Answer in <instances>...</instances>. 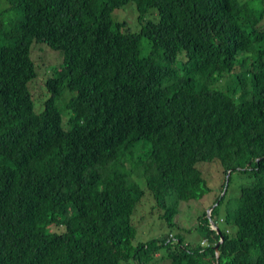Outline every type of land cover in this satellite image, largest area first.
Listing matches in <instances>:
<instances>
[{
  "label": "trees",
  "instance_id": "obj_1",
  "mask_svg": "<svg viewBox=\"0 0 264 264\" xmlns=\"http://www.w3.org/2000/svg\"><path fill=\"white\" fill-rule=\"evenodd\" d=\"M128 5L135 31L118 18L126 11L113 20ZM0 6V264H264V7ZM33 42L57 55L39 104L29 87L39 68ZM64 90L73 95L61 109ZM213 162L220 191L236 172L253 182L218 218L224 229L214 220L224 195L185 228L177 219L188 202L211 189L196 165ZM143 205L167 233L140 240L134 223Z\"/></svg>",
  "mask_w": 264,
  "mask_h": 264
},
{
  "label": "rangeland",
  "instance_id": "obj_2",
  "mask_svg": "<svg viewBox=\"0 0 264 264\" xmlns=\"http://www.w3.org/2000/svg\"><path fill=\"white\" fill-rule=\"evenodd\" d=\"M240 2L243 3H248L249 5H253L256 8H263L264 7V0H239ZM3 7L0 6V9ZM132 7L128 5L126 8L124 7L123 9L116 10L113 13V20L116 21L115 15L119 13L120 11H126L125 14L118 16L120 21H125L126 22V27L130 28L131 30L135 31L138 29L139 25L136 22V14L130 11ZM136 12V10H134ZM137 13V12H136ZM132 15V21H131V16ZM12 13H5L4 14V19L7 20L9 16H11ZM264 24V20L262 22ZM35 42L32 43L31 46H33ZM40 44H35L31 48V53L32 56L36 59V62L39 66L37 68L38 70V76L30 82V91L33 94V99L35 104H39V102H42V100L47 96V93L45 92L44 85L43 87L41 84L44 81V78L47 76V72L45 71L46 67L51 65L52 63H55V57L57 56L54 52H51L47 47H45L41 52L39 51ZM43 47V46H42ZM149 52L148 44H146L145 41H142L141 43V54L146 55ZM73 95L72 92L68 90H64L63 93L58 97L57 99V104L58 106L62 109V107L65 105L67 100ZM38 110L42 109L41 106H37ZM64 113L65 110H62V115L64 118ZM146 148H143V150ZM200 168V170L203 172L204 175H206L210 192L202 197L201 199L198 200H192L188 202V208L185 210V218H179L177 221H180V223L183 221V226L185 228L189 227V225L194 224V222L197 221V216H200L204 210L209 213V208L210 205L212 206V201L214 200L215 197L218 195L222 196L224 195V199L222 203L219 205V216H217L214 220L216 221V224L219 228L224 229L225 228V223L221 222L219 217H223L224 212L226 207L234 208L237 204L238 197L240 194V189L243 186L250 185L253 182V178H249L247 176L248 174L246 173H233L230 179V182L228 183L225 189L220 191L219 184L221 183L223 179V172L222 168L217 162L213 163H207V164H197ZM142 185V184H141ZM150 207L149 206H140L135 213V219L137 223H134L135 226L138 229L137 231V236L141 238L140 240L143 239H149L151 237H155V235L158 234H164L167 233V225H164L161 223V221L158 219H155V216L150 214ZM143 215L142 219L140 218V215ZM134 222V221H133ZM182 232L180 229H177L173 231V234L175 232ZM183 233V232H182ZM141 234V235H140ZM191 233H187L185 237H190ZM195 236L192 235L191 237ZM198 237V236H197ZM195 238H191V241H194ZM154 264H169L168 259H162V260H157Z\"/></svg>",
  "mask_w": 264,
  "mask_h": 264
},
{
  "label": "water",
  "instance_id": "obj_3",
  "mask_svg": "<svg viewBox=\"0 0 264 264\" xmlns=\"http://www.w3.org/2000/svg\"><path fill=\"white\" fill-rule=\"evenodd\" d=\"M213 207H214V206H211V207L209 208V212L213 209ZM212 223H213V221H212ZM215 230L217 231L218 234H220L221 231L219 230V228H218L217 226H215ZM221 238H222V235H221ZM217 249H218V245L215 246V251H216V253H217Z\"/></svg>",
  "mask_w": 264,
  "mask_h": 264
},
{
  "label": "clouds",
  "instance_id": "obj_4",
  "mask_svg": "<svg viewBox=\"0 0 264 264\" xmlns=\"http://www.w3.org/2000/svg\"><path fill=\"white\" fill-rule=\"evenodd\" d=\"M210 212H211V211H210ZM210 212L208 213V215H210ZM212 224H213V225H212L211 227L215 229V226H216L215 222L213 221Z\"/></svg>",
  "mask_w": 264,
  "mask_h": 264
}]
</instances>
